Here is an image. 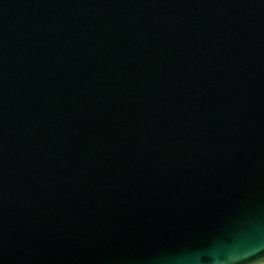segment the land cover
<instances>
[{
	"label": "water",
	"instance_id": "95a60500",
	"mask_svg": "<svg viewBox=\"0 0 264 264\" xmlns=\"http://www.w3.org/2000/svg\"><path fill=\"white\" fill-rule=\"evenodd\" d=\"M0 264H264V0H0Z\"/></svg>",
	"mask_w": 264,
	"mask_h": 264
}]
</instances>
